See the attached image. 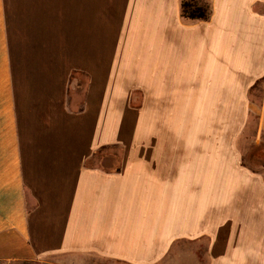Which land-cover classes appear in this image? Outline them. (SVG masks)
<instances>
[{
	"label": "crops",
	"instance_id": "crops-1",
	"mask_svg": "<svg viewBox=\"0 0 264 264\" xmlns=\"http://www.w3.org/2000/svg\"><path fill=\"white\" fill-rule=\"evenodd\" d=\"M182 1L0 0V264H264V0Z\"/></svg>",
	"mask_w": 264,
	"mask_h": 264
},
{
	"label": "rangeland",
	"instance_id": "rangeland-1",
	"mask_svg": "<svg viewBox=\"0 0 264 264\" xmlns=\"http://www.w3.org/2000/svg\"><path fill=\"white\" fill-rule=\"evenodd\" d=\"M115 54H117V53H115ZM100 63H102V64L104 63L103 55H102V58H101V62ZM119 70L120 69L118 67L117 68L116 67L115 68H112V70H111V78H109V80L110 79L113 80L116 77V75L119 74ZM72 79H73L72 81L74 83L80 82V85H81V88L80 89H75V87H74V89H72V91L70 92V98L72 96L73 101L76 102L77 104H79L81 102L82 98H83V94H84L83 91H84V88H85V85H86V78L84 76H81V75H74V76H72ZM132 97H133V95H132ZM117 122H120L121 123L120 125H122V130H119L118 131L119 128L118 127H115V126H118ZM126 124H127V122H123L122 123L121 120H119V119L117 121H113V119H112V124L111 125L114 126L115 129L118 131L116 133V135H120V136H123V135H127V136L133 135V127L131 129V127L128 124L127 125ZM112 137H115V135H112ZM118 149L119 148H112V149H110L108 151L116 155L117 153H115V152ZM100 155H102V153L96 155L93 159H91L89 161V163L90 164H96V163H98L99 156Z\"/></svg>",
	"mask_w": 264,
	"mask_h": 264
},
{
	"label": "trees",
	"instance_id": "trees-1",
	"mask_svg": "<svg viewBox=\"0 0 264 264\" xmlns=\"http://www.w3.org/2000/svg\"><path fill=\"white\" fill-rule=\"evenodd\" d=\"M182 16L188 19H207L208 7L199 5L196 0H184L181 3Z\"/></svg>",
	"mask_w": 264,
	"mask_h": 264
}]
</instances>
